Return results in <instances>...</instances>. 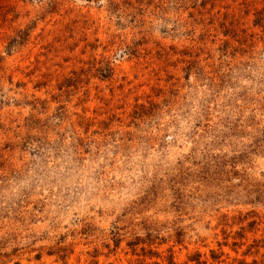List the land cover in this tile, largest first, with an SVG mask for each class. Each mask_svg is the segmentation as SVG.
<instances>
[{"label": "rangeland", "instance_id": "rangeland-1", "mask_svg": "<svg viewBox=\"0 0 264 264\" xmlns=\"http://www.w3.org/2000/svg\"><path fill=\"white\" fill-rule=\"evenodd\" d=\"M3 264H264V0H0Z\"/></svg>", "mask_w": 264, "mask_h": 264}, {"label": "trees", "instance_id": "trees-1", "mask_svg": "<svg viewBox=\"0 0 264 264\" xmlns=\"http://www.w3.org/2000/svg\"><path fill=\"white\" fill-rule=\"evenodd\" d=\"M1 256H8V254H5V253L3 255L0 254V264H3L5 262L1 260ZM16 264H18V263H16Z\"/></svg>", "mask_w": 264, "mask_h": 264}]
</instances>
